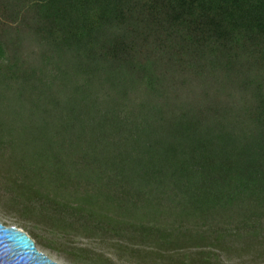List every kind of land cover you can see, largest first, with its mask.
<instances>
[{
  "label": "trees",
  "instance_id": "16d2710c",
  "mask_svg": "<svg viewBox=\"0 0 264 264\" xmlns=\"http://www.w3.org/2000/svg\"><path fill=\"white\" fill-rule=\"evenodd\" d=\"M0 83L38 115L0 208L46 250L264 264V0H0Z\"/></svg>",
  "mask_w": 264,
  "mask_h": 264
},
{
  "label": "rangeland",
  "instance_id": "374dc122",
  "mask_svg": "<svg viewBox=\"0 0 264 264\" xmlns=\"http://www.w3.org/2000/svg\"><path fill=\"white\" fill-rule=\"evenodd\" d=\"M29 51L34 50L32 42L29 44ZM20 56L28 54L25 50L20 51ZM27 56V55H26ZM28 61L34 63V59L28 57ZM33 95L27 89H22L19 86H13V89L7 88L0 83V123L4 124L8 129L15 143L20 147L27 148L30 146L31 150L37 146V128H38V115L35 107L31 104ZM47 133V132H46ZM27 146V147H26ZM32 147V148H31ZM8 151V150H7ZM12 158V157H11ZM0 223L8 226L15 227L26 233L35 243L39 252L44 253L53 261L60 264H69L55 253L46 250L38 241L29 235L31 224L25 222H17V220L9 215H6L0 208ZM38 233V231H35ZM78 242L86 243L84 240H77ZM125 264V263H114Z\"/></svg>",
  "mask_w": 264,
  "mask_h": 264
},
{
  "label": "water",
  "instance_id": "95a60500",
  "mask_svg": "<svg viewBox=\"0 0 264 264\" xmlns=\"http://www.w3.org/2000/svg\"><path fill=\"white\" fill-rule=\"evenodd\" d=\"M0 264H60L39 252L23 231L0 223Z\"/></svg>",
  "mask_w": 264,
  "mask_h": 264
}]
</instances>
